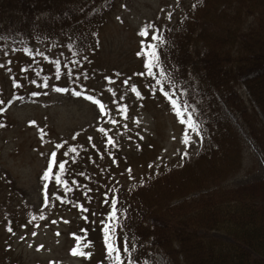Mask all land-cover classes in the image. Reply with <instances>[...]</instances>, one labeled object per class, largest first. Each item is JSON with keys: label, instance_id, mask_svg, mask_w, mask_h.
Returning a JSON list of instances; mask_svg holds the SVG:
<instances>
[{"label": "trees", "instance_id": "obj_1", "mask_svg": "<svg viewBox=\"0 0 264 264\" xmlns=\"http://www.w3.org/2000/svg\"><path fill=\"white\" fill-rule=\"evenodd\" d=\"M105 1L0 0V34L46 45L61 39L69 52L79 54L96 46L95 32L109 20L101 17L111 12L112 3L97 9ZM158 30L164 38L158 49L162 67L176 88L167 80L163 85L197 112L203 150L196 158L185 157L180 165L164 167L141 184L113 193L109 187L116 183L115 167L106 158L111 146L103 147L111 136H102L99 147L93 135L94 149L85 148L92 159L77 154L64 163L63 173L57 166L50 175L56 208L62 200L90 199L92 212L102 217L108 215L104 199L109 194L112 207L115 195L117 245L125 264H158V255L170 264H264V179L227 186L244 168L245 145L237 124L264 152V0H194L175 24ZM18 79L9 72L0 81V135L10 128L1 121L7 87ZM242 85L250 105L240 92ZM25 98L31 102L35 96L29 92ZM114 142L125 147L120 138ZM121 154L113 148L115 159ZM1 155L0 150V226L7 216L19 227L33 208L24 203L27 196L1 163ZM125 245L128 252L123 251Z\"/></svg>", "mask_w": 264, "mask_h": 264}, {"label": "rangeland", "instance_id": "obj_2", "mask_svg": "<svg viewBox=\"0 0 264 264\" xmlns=\"http://www.w3.org/2000/svg\"><path fill=\"white\" fill-rule=\"evenodd\" d=\"M187 1H122L113 20L101 32L102 49L100 57L96 56L95 67L102 76L97 71L94 73V84L87 93L94 97L93 100L85 97V103L74 100L75 105L70 106L69 99L65 98L61 101L62 106L12 108L11 115L18 124L0 135L1 163L3 166L5 164L23 189V194L27 196L24 203L28 202V208L32 207L36 212L29 214L33 223L31 228L23 227L13 237L8 236L0 226V264H95L90 260L95 254L89 247L97 239L90 240L94 232H104L105 227L111 224L109 194L102 203L103 208L107 209L106 216L99 217L92 212L90 199L62 200L61 207L56 208L58 201L50 190V181L38 180L44 167V144L50 133L56 138L65 135L54 147L59 145L58 153L69 158L78 153L81 145L73 143L74 140L68 136L93 133L96 129H105L107 133L121 131L122 135L130 134L132 130L141 132L142 138L132 145L141 146L138 151L129 150L127 156L124 153L117 159L113 152L110 153L108 159L115 167L112 175L116 183L109 187L113 193H122L134 184L145 181L181 154L196 157L200 153L203 147L201 139L180 122L169 99L160 91L161 84L156 83L157 78L148 75L147 56L138 55L146 48L145 37L140 35L141 29L154 25L148 30V41L156 30L157 22L165 24L176 21ZM141 41H144L143 45ZM25 48L31 50V55L35 54L36 47L29 42L15 37L4 38V44L0 43V68L12 65V70L18 71L21 63H30ZM15 49L20 53L7 55ZM133 86L140 93L139 96L137 91H133ZM100 105H104L103 111ZM111 122H116V125L111 126ZM122 124L126 127H119ZM186 136L191 137L188 143L184 142ZM89 138L90 135H87L77 143H84ZM244 142V168L228 182L229 187L264 179L263 150L261 152L250 140L248 133L244 136ZM87 146L91 148L89 143H84L81 153L85 154ZM211 236L230 242L221 234ZM81 248L91 252V256L74 254L73 249ZM157 259L159 264H170L163 255Z\"/></svg>", "mask_w": 264, "mask_h": 264}, {"label": "snow or ice", "instance_id": "obj_3", "mask_svg": "<svg viewBox=\"0 0 264 264\" xmlns=\"http://www.w3.org/2000/svg\"><path fill=\"white\" fill-rule=\"evenodd\" d=\"M150 28H154V25H146L144 28L141 29L140 31V35L142 37H146L149 35V29ZM151 40L153 41V43H150L147 45L146 50L143 53H138V55H146L148 57V62L146 64L147 67V73L149 76H155V75H159V77L161 79H158L156 81L157 84H161V88L160 91L163 92L164 96L166 98L169 99L171 105H172V109L173 111L176 113L177 117L180 119V122L184 125L187 126L188 129H190L192 132L197 133V135H199V125L197 123V121L194 118L193 113L189 110L190 105L188 104V102L185 100L181 103L179 97H176L174 92H170V91H166L163 84L161 83L162 80H167L171 82V87L173 89L176 88V84L174 82V79L171 75H168L166 72V69H164L162 67V61L161 58L159 56V52L158 49L160 47L161 44L164 43V38L162 35L159 34V30H155L152 33L151 36ZM141 44H144V41H141ZM25 52H28L29 55H31V50L25 48L24 49ZM59 63V62H57ZM154 68H159L160 71L159 73H155L154 72ZM59 78V76H57V79ZM32 83H36V81H32ZM125 83H127V81H125ZM48 82H47V78H44L42 87H48ZM53 90L58 91V92H67L69 91L68 88L66 87H56L55 85L52 86ZM74 95H84V93H81L80 91H76V90H72ZM133 91H137L135 86H133ZM39 92H34L33 95H39ZM137 95L139 96L140 93L137 91ZM87 99L89 100H93L94 97L92 96H86ZM0 103H3V101H0ZM10 103V101H9ZM97 104H99V101H96ZM101 110H104V105H100ZM2 110V109H0ZM34 123V122H33ZM103 131V129H102ZM191 140L190 136H186L185 137V143H188ZM57 147H59V145H57ZM185 155H187V153H185ZM56 156L55 152L51 153V157L54 159ZM64 163H60L59 168H60V173H63L64 171ZM52 173V169L51 167H49L45 173H44V179L48 180L50 175ZM56 180L57 182H61V176L60 174L56 175ZM116 203H117V198L114 195L112 197V211L110 214V218L112 223L110 224V226L105 227L104 232H105V243L107 246V253H108V257L112 260V264H125V262L122 260V256H121V249L120 247L117 245V236H116V231H117V222L119 220L118 217V209L116 207ZM87 209H85L86 211ZM124 252H128V246L125 245ZM74 254H78V255H82L85 257H90L91 256V252H85L81 249L77 250V249H73Z\"/></svg>", "mask_w": 264, "mask_h": 264}]
</instances>
